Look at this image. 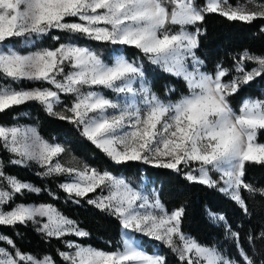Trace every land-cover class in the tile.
I'll list each match as a JSON object with an SVG mask.
<instances>
[{
  "label": "snow or ice",
  "instance_id": "6c2138e0",
  "mask_svg": "<svg viewBox=\"0 0 264 264\" xmlns=\"http://www.w3.org/2000/svg\"><path fill=\"white\" fill-rule=\"evenodd\" d=\"M207 13L251 23L264 19V3L0 0V113L36 103L49 116L74 125L114 165L140 162L182 172L187 181L218 189L250 215L244 194L264 198V187L244 179L246 164L264 166V142H258L264 133V92L244 97L238 107L232 99L257 78L264 80V53L244 49L232 57L230 67L217 64L211 73L202 71L204 61L196 54L202 34L198 25ZM260 31L264 33V25ZM43 38L57 46L39 47ZM93 42L112 46L109 55L98 53ZM129 47L137 50L132 59L125 54ZM145 61L181 79L186 93L174 100L158 96L147 79ZM62 95L70 98L67 103ZM0 151L8 154L7 161L0 157V226L31 223L46 240H62L64 250H56L59 264H168L165 255L149 254L142 238L170 249L177 264H264L248 254L240 232L223 214L208 212L234 242L239 259L185 234L184 207L168 212L154 188L141 190L107 168L81 166L74 156L62 162L65 145L44 139L34 125L0 124ZM33 165L42 179L65 177L57 188L66 194V202H86L118 221L114 250L64 239L82 240L90 233L52 203L15 202L18 195L42 192L59 198L5 171L7 166ZM257 238L264 242V229L257 237H246L253 251ZM0 244L8 245L0 247V264H57L50 254L22 252L2 233Z\"/></svg>",
  "mask_w": 264,
  "mask_h": 264
},
{
  "label": "trees",
  "instance_id": "16d2710c",
  "mask_svg": "<svg viewBox=\"0 0 264 264\" xmlns=\"http://www.w3.org/2000/svg\"><path fill=\"white\" fill-rule=\"evenodd\" d=\"M235 4L242 0H229ZM264 3V0H257ZM206 0H196V4L201 6ZM264 25V19H257L251 23L240 21H229L218 13L205 14L204 21L198 26L201 28L199 36V47L196 50L197 56L204 61L202 70L213 72L217 64L224 67L232 65V57L244 49H248L255 54L264 53V33L260 31ZM193 31V28H189ZM53 35L59 33L53 32ZM63 42V40L61 41ZM83 43V41H81ZM39 47L53 48L57 42L51 38H43L38 41ZM91 47L97 50L102 56L107 57L112 46L100 42H93ZM125 54L130 58L137 55V50L127 48ZM145 63L147 79L152 90L162 99H177L181 94L186 93L184 82L176 77L166 74L157 67ZM254 65H249L252 67ZM3 82V81H0ZM47 86V85H45ZM174 88L175 92L169 94L167 89ZM105 95L112 96L108 90L101 89ZM264 92V80H257L233 97L232 103L238 107L241 100L246 96L257 97ZM67 103L70 98L61 96ZM23 114V115H22ZM13 123L34 125L38 128L42 137L49 142H60L80 161L92 167L103 170L107 168L113 173L125 177L134 187L145 189L154 188L159 199L168 212L181 206L185 213L182 218L181 229L185 234L195 238L198 242L205 245H217L221 251H225L230 256L239 259L234 242L226 239L222 225H215L210 219L208 212L223 214L232 228L240 232V242L254 260L264 259V242L258 238L254 239V249L250 247L246 237L251 233L254 237L258 236L261 229H264V198L259 195L255 199H250L245 193L248 202L250 215H245L239 207L229 197L218 191L216 188H209L199 183L187 181L183 173H177L170 169L156 168L151 165H144L140 162H128L122 165H114L109 159L97 149L90 141L82 137L74 125L68 121L60 120L57 117L49 116L41 106L36 103L16 107L0 113V124L11 125ZM258 142H264V133L258 137ZM0 157L5 161L8 159L6 152L0 151ZM6 173L17 176L24 181H30L36 186L47 188L56 192L58 199H52L47 192L40 195L25 194L15 197L16 203H52L65 216L77 221L79 227L86 230L90 235L82 240L77 237L67 236L64 239L77 240L85 245H92L95 248L107 251L114 250L117 240H119L120 225L118 221L106 213H103L86 202L76 205L65 201V193L57 188V184L63 177L55 180H45L38 177L35 173L39 169L33 165L31 169L19 166H7ZM245 181L254 187H264V166L246 164ZM215 176V174H213ZM100 190H97V193ZM96 194L90 193L89 196ZM0 233L5 234L15 241L16 246L24 253H32L38 257L50 254L59 264L56 250H64L62 240L53 238L46 240L35 231L34 226L29 223L16 226H0ZM145 250L153 252L158 247V252L165 255L168 264H177L174 254L170 249L165 248L157 242L148 238H142ZM111 242L109 246L108 242ZM8 248L7 244H0ZM243 264V262H241Z\"/></svg>",
  "mask_w": 264,
  "mask_h": 264
},
{
  "label": "rangeland",
  "instance_id": "374dc122",
  "mask_svg": "<svg viewBox=\"0 0 264 264\" xmlns=\"http://www.w3.org/2000/svg\"><path fill=\"white\" fill-rule=\"evenodd\" d=\"M247 2V0H242V1H239L238 3H235V4H233V3H231L230 1H229V3L231 4V5H233V6H237V5H242V4H245ZM203 71V70H202ZM113 95V94H112ZM61 99L63 100V98L61 97ZM63 106H61V108H62ZM59 110V109H58ZM66 147V146H65ZM66 149H67V147H66ZM68 150V149H67ZM74 155L68 150L67 151V154H65V155H62L61 157H60V159H61V161L62 162H66L67 160H69V159H71V157H73ZM75 157V156H74ZM77 158V157H76ZM77 161L80 163V165L82 166V164H83V162L82 161H80L78 158H77ZM215 177V176H214ZM64 179H65V177H63V180L61 181V182H63L64 181ZM145 188L144 187H142L141 188V190H144ZM151 189H153V188H150V189H148V190H151ZM98 191H99V189H97ZM98 194H99V192H98ZM106 194V193H105ZM157 243H159V242H157ZM0 247H5V246H3V245H0ZM6 248V247H5ZM157 253V254H159V252H158V247H156V248H154V250H153V252H151V253H149V254H153V253Z\"/></svg>",
  "mask_w": 264,
  "mask_h": 264
}]
</instances>
